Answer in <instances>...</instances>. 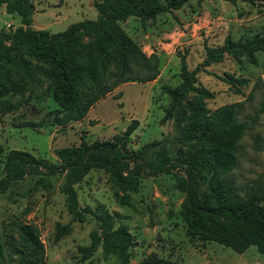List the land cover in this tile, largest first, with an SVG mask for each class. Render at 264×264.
<instances>
[{"label":"trees","instance_id":"obj_1","mask_svg":"<svg viewBox=\"0 0 264 264\" xmlns=\"http://www.w3.org/2000/svg\"><path fill=\"white\" fill-rule=\"evenodd\" d=\"M189 0H92L97 12L94 20L82 19L63 31L50 34L30 27L34 4L31 0H0L7 14H15L19 25L11 32L0 31V112L17 107L8 96L23 90L25 78L32 82L40 73L50 82V96L58 111L55 124L81 121L88 110L119 84L144 83L159 73L158 57L146 54L122 28L128 18L153 21L158 14L177 10ZM235 3L237 0H225ZM255 1L264 10V0ZM256 52H264V33L236 40L226 36L221 45L208 47L194 69L179 56V82L165 91V108L176 135L160 142L128 149L131 133L138 120L131 119L120 134L107 140L87 142L80 133L77 145L54 148L57 163H48L29 152L8 149L0 144L3 155L0 193L10 183L33 177L45 189L51 188L47 177L62 172L59 185L65 208L72 220L83 222L93 216L96 227L88 233V244L78 246L80 260L100 248L104 258L117 264H129L134 242L126 224L115 225L109 213L78 204L74 185L90 169H100L118 194L121 205L131 206L130 193L136 192L142 177L171 174L175 188L183 194L179 215L184 232L201 241H213L242 253L249 246L264 255V169L255 183L238 184L230 175L236 164L238 142L246 124L238 119L237 104H223L213 110L205 106L212 93L201 86L197 72L221 62L225 57L254 61ZM26 56L33 58L32 64ZM14 72L11 73V68ZM217 78L240 93L248 79L224 72ZM59 114V115H58ZM181 147H184L183 149ZM113 215H121L113 212ZM18 238L11 248L14 264H43L44 246L39 228L33 223L17 225ZM70 230L69 223L56 225V241ZM2 246L0 242V262ZM146 264H170L149 259Z\"/></svg>","mask_w":264,"mask_h":264},{"label":"rangeland","instance_id":"obj_2","mask_svg":"<svg viewBox=\"0 0 264 264\" xmlns=\"http://www.w3.org/2000/svg\"><path fill=\"white\" fill-rule=\"evenodd\" d=\"M90 1L32 0L37 7L34 19L48 22L44 29L50 33L61 32L71 23L96 18V10L88 6ZM56 3L59 5L54 6ZM53 14L57 21L44 20ZM17 22V16L0 11V31L11 32ZM6 23L10 26L6 27ZM122 28L146 54L153 52L158 57V75L144 83L119 84L88 110L86 118L61 126L53 120L58 108L51 99L47 77L36 73L32 82L25 78L23 90L8 96L9 103H17V107L0 112V144L4 153L17 149L57 163L54 148L77 145L80 133H85L87 142L110 139L120 134L131 119L138 120V126L130 135L126 146L129 150L175 136L165 112L169 103L165 88L179 82L180 54L185 56L187 67L194 69L202 61L205 49L221 45L226 36L236 40L264 33V10L257 1L250 4L239 0H189L177 10L158 14L153 21L141 23L128 18ZM26 58L36 63L30 56ZM10 68L14 72V67ZM203 69L197 72L198 82L212 93L204 101L205 106L213 110L223 104H237L238 119L246 124L230 175L241 185L255 183L264 169V52H256L254 61L227 56ZM224 72L248 79L240 93L217 78ZM4 153L0 156V178ZM106 177L103 170L90 169L74 185L76 198L81 208L102 209L111 214L115 225L126 224L134 242L129 248V264H146L149 259L170 264H264V255L254 246L236 253L216 242L186 235L179 215L183 194L175 188L171 174L142 177L137 191L130 193L131 206L119 204L118 194ZM47 179L52 185L48 190L35 183L33 177H27L11 182L0 193V264H14L11 248L18 238L17 225L22 223H33L39 228L43 264H117L111 256L104 258L100 248L80 260L77 247L88 244V233L97 222L89 214L81 223L72 220L59 190L62 172ZM113 212L121 216L116 217ZM66 223L70 230L55 241L56 225Z\"/></svg>","mask_w":264,"mask_h":264},{"label":"crops","instance_id":"obj_3","mask_svg":"<svg viewBox=\"0 0 264 264\" xmlns=\"http://www.w3.org/2000/svg\"><path fill=\"white\" fill-rule=\"evenodd\" d=\"M32 1V0H31ZM58 2V1H57ZM34 4V10H36L37 9V7H36V3L34 2L33 3ZM57 5H59V4H54V6H57ZM90 5L91 6H93V4H92V0L89 2V7H90ZM94 7V6H93ZM95 9V8H94ZM0 11H3V12H5V10H4V5L2 4V3H0ZM43 11H46V10H43ZM35 12V11H34ZM9 15H11V16H14L15 14H9ZM16 16V15H15ZM18 18V17H17ZM46 19H49V21H54V20H56L57 21V16H56V14H53V15H51V16H48V17H46L44 20H46ZM89 20H94V19H89ZM80 21V20H79ZM48 23V22H47ZM46 22L44 23L43 21H42V19H40L39 21L37 20V21H35V19H34V13H33V15H32V20H31V24H30V27L32 28V29H40V30H45L44 29V27H47L48 26V24H47ZM17 26L19 25V20H18V22H17V24H16ZM32 25H34V26H32ZM48 33H50L48 30H46ZM50 34H53V33H50ZM87 117V116H86ZM86 117H84V118H86Z\"/></svg>","mask_w":264,"mask_h":264},{"label":"built area","instance_id":"obj_4","mask_svg":"<svg viewBox=\"0 0 264 264\" xmlns=\"http://www.w3.org/2000/svg\"><path fill=\"white\" fill-rule=\"evenodd\" d=\"M5 26H6V27H9V26H10V24L6 23V24H5Z\"/></svg>","mask_w":264,"mask_h":264}]
</instances>
